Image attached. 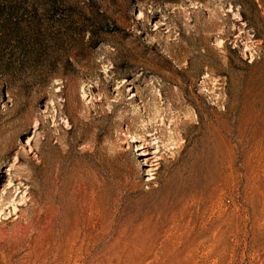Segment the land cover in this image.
Instances as JSON below:
<instances>
[{
	"label": "rangeland",
	"instance_id": "374dc122",
	"mask_svg": "<svg viewBox=\"0 0 264 264\" xmlns=\"http://www.w3.org/2000/svg\"><path fill=\"white\" fill-rule=\"evenodd\" d=\"M10 1L0 264H264V0Z\"/></svg>",
	"mask_w": 264,
	"mask_h": 264
},
{
	"label": "trees",
	"instance_id": "16d2710c",
	"mask_svg": "<svg viewBox=\"0 0 264 264\" xmlns=\"http://www.w3.org/2000/svg\"><path fill=\"white\" fill-rule=\"evenodd\" d=\"M16 8V0H11L8 5H6L5 9L8 13H13Z\"/></svg>",
	"mask_w": 264,
	"mask_h": 264
},
{
	"label": "bare ground",
	"instance_id": "6f19581e",
	"mask_svg": "<svg viewBox=\"0 0 264 264\" xmlns=\"http://www.w3.org/2000/svg\"><path fill=\"white\" fill-rule=\"evenodd\" d=\"M141 155H142V156H146L147 154H146V153H141ZM149 159H150V158H149ZM145 161H146V162H149V161L147 160V158H145ZM149 163H150V162H149ZM149 167H150V166H149Z\"/></svg>",
	"mask_w": 264,
	"mask_h": 264
}]
</instances>
